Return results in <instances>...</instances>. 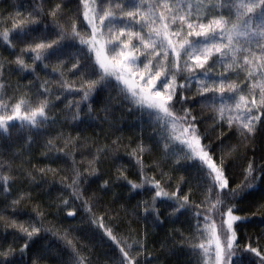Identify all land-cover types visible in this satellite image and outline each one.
Here are the masks:
<instances>
[{"label": "snow or ice", "instance_id": "obj_1", "mask_svg": "<svg viewBox=\"0 0 264 264\" xmlns=\"http://www.w3.org/2000/svg\"><path fill=\"white\" fill-rule=\"evenodd\" d=\"M39 2L41 7H33L27 14L19 10L6 18L0 14V46L10 49L14 56L7 67L0 62V140H10L13 129L31 132L56 123L50 115L56 107L51 97L55 95L60 100L61 95L52 90L48 80L39 83L36 74L37 65L48 69L55 60L52 72L61 77L56 84L64 92L80 95L78 101L68 105L69 109H76L71 116L73 122L85 123L80 116L81 104L90 114L94 95L114 90L121 106L130 113H138L140 122L152 128L154 147L161 150L165 159L174 165L187 164L198 169L200 181L206 187L204 203L210 205L204 212L199 211L201 205L193 206L190 194H181L179 185L169 193L160 179L146 177L143 156L153 149L145 146L142 139L130 153L139 168L140 182L128 180L122 172L117 177L123 178L133 192L150 186L154 194L151 208L146 206L145 213H155L157 220L158 200L171 201L173 215L192 211L190 248L197 264H245L244 253L256 258L248 264H264V249L251 243L241 247L236 231V225L248 219L236 214L237 204L255 190L258 182L264 181V163L256 165L254 160L249 161L243 181L232 187L228 157L235 149L226 150L223 143L214 149L207 142L208 129L203 127L207 121L195 115L193 107L195 101L201 111L212 113L209 119L213 129L221 125L229 130L235 128L244 140L252 139L258 125L264 123V0H77L70 25L58 22L64 15L63 0H59L47 9V15L52 18L51 27L39 19L45 14L44 0ZM53 34L55 39H50ZM70 47L77 48L78 54L71 56L74 63L67 70L80 78L78 85L63 80L62 69L67 67L64 58L70 55ZM26 58L31 65L26 63ZM13 64L19 73L31 72L34 77L28 91L21 96L7 95L4 74L12 71ZM225 135L221 133L217 139L223 141ZM79 138L78 134L76 139ZM27 140L30 143L31 136ZM67 142L71 143L72 138ZM45 148V155L57 158L67 155L51 139L46 141ZM102 154H107L106 148L97 149L89 165ZM2 157L0 153V191L8 193L15 177L2 174L11 171V165L6 168ZM92 174H96L95 169ZM22 175L36 182L30 173ZM81 176L77 170L71 184L66 185L75 199L84 196L79 187ZM108 183L104 181L101 187L107 188ZM26 198L21 191L12 204ZM63 203L67 205L68 201ZM85 211L92 213V205L86 201ZM67 215L72 217L76 213L69 211ZM42 216L38 212V217ZM10 219L25 238L20 247L21 256L40 243L41 233L51 232L40 219ZM90 223L104 229V235L119 249L118 264H137L136 258L126 250H131L133 244L125 241L126 248L121 246L113 229L103 224V217L90 218ZM134 243L143 250V244ZM67 244L76 253L72 241L67 240ZM43 251H48L47 246ZM14 255L11 249H0V264H9V258ZM76 256L75 264H84V258L78 253Z\"/></svg>", "mask_w": 264, "mask_h": 264}, {"label": "trees", "instance_id": "obj_2", "mask_svg": "<svg viewBox=\"0 0 264 264\" xmlns=\"http://www.w3.org/2000/svg\"><path fill=\"white\" fill-rule=\"evenodd\" d=\"M55 2L59 0H44L45 14L39 17L43 24L50 27L52 18L47 15V9ZM76 4L77 0H63L64 15L63 19L58 20L60 24L67 22L70 25L73 22ZM33 7H41L39 0H0V14L5 18L18 10L27 14ZM76 23L79 28V21ZM81 34L84 35L83 30ZM49 38L55 39V35H50ZM68 52L70 55L64 58L67 67L62 69L63 80L69 84L75 81L78 85L80 78L67 70L74 63L71 56L78 54V49L70 47ZM12 59V51L0 46V62L7 67V62ZM26 63L31 65L27 58ZM54 63L55 60L48 69L37 65L36 74L39 83L48 80L52 90L61 95L60 100H56L55 95L51 97L56 107L50 115L56 123H50L39 130L32 129L31 132L13 129L10 140H0V153H3L5 167L11 165V171L5 170L2 174L15 177L8 193L0 191V249H11L15 253L9 258V264H75L76 253L84 258V264H118L121 257L119 249L104 235V229L90 223V218L99 217H103L105 227L113 229L121 240V246L126 248L125 241L133 244L131 250H126L136 258L137 264H197V257L190 248L193 236L190 221L194 223L192 211L177 214V219V215L172 214V202L162 203L158 200L156 209L160 215L157 220L155 213H145L146 206L151 208L154 194L150 186L146 185L144 189L133 192L123 178L118 180L117 177L122 172L128 180L140 182L139 168L130 153L142 139L145 146L153 149L143 156L146 177L160 179L169 193L174 192L179 185L181 194H190L193 206L201 205L199 211L204 212L210 205L204 203L206 187L200 181L198 169L187 164L174 165L170 159H165L161 150L154 147L156 141L152 128L148 123L140 122L138 113H130L125 106H121L114 90L108 89L95 94L90 114L88 108L81 104L80 116L85 123L73 122L71 116L76 109H69L68 105L78 101L80 95L64 92L59 88L56 81L61 77L52 72ZM11 68V72L6 71L4 74L8 85L7 95H24L30 81L34 79L33 74L19 73L14 64ZM244 75L242 73L241 78ZM193 107L194 114L207 121L203 125L208 129L207 142L214 149L221 143L226 150L235 149L228 157V176L231 186L236 187L243 181V172L249 161L254 160L256 165L264 163V123L258 125L252 139L244 140L235 128L229 130L226 125H221L213 129L209 119L212 113L201 111L195 101ZM221 133H226L223 141L217 139ZM78 134L80 138L76 139ZM28 136H31L30 143ZM70 137L72 142L68 143ZM50 139L67 155L62 154L58 158L52 154L45 155V143ZM113 141L116 142L115 145ZM99 148H106L107 154L100 155L97 162L89 165L88 161L93 159ZM217 154H220L218 149ZM48 168L55 171H40ZM118 168L120 172L117 171ZM93 169L96 171L95 175L92 174ZM77 170L82 173L79 187L84 192L83 199H75L72 189L66 187L75 178ZM22 173H30L36 182L32 183L31 178ZM104 181L109 182L107 188L101 187ZM21 191L25 192L27 198L13 205L12 201L18 198ZM64 200L68 201L67 205L63 203ZM85 201L92 205L91 214L85 211ZM237 209L236 214L248 217L236 225L238 243L241 247L251 243L253 247L264 249V181L258 182L255 190L238 202ZM69 211H75L76 215L69 217ZM38 212H42L43 216L38 217ZM12 217L18 221L40 219L43 227L51 229V232L41 233L38 237L40 243L30 247L21 256L20 247L25 238L12 226ZM67 240L72 241L76 253H73ZM134 241L143 244V250ZM45 246L48 248L47 252L43 251ZM38 256L45 258L38 259ZM243 256L245 264L256 259L251 253H244Z\"/></svg>", "mask_w": 264, "mask_h": 264}]
</instances>
